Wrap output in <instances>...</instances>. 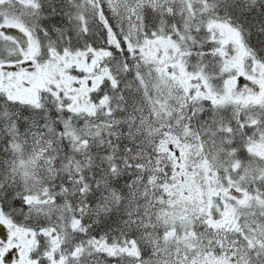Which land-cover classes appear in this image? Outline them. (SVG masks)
<instances>
[{
    "label": "snow or ice",
    "instance_id": "1",
    "mask_svg": "<svg viewBox=\"0 0 264 264\" xmlns=\"http://www.w3.org/2000/svg\"><path fill=\"white\" fill-rule=\"evenodd\" d=\"M0 264H264V0H0Z\"/></svg>",
    "mask_w": 264,
    "mask_h": 264
}]
</instances>
